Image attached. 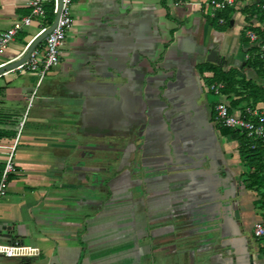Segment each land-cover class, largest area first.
I'll return each instance as SVG.
<instances>
[{
	"label": "crops",
	"instance_id": "obj_1",
	"mask_svg": "<svg viewBox=\"0 0 264 264\" xmlns=\"http://www.w3.org/2000/svg\"><path fill=\"white\" fill-rule=\"evenodd\" d=\"M201 1L72 0L58 64L38 84L28 71L0 76L1 163L23 122L0 242L39 249L0 264H264L252 232L264 187L246 186L239 142L213 117L219 100L236 111L252 100L213 94V73L200 69H238L264 87L243 36L264 17L244 0L220 26ZM28 13L26 0H0V32ZM38 28L35 19L0 61Z\"/></svg>",
	"mask_w": 264,
	"mask_h": 264
},
{
	"label": "built area",
	"instance_id": "obj_2",
	"mask_svg": "<svg viewBox=\"0 0 264 264\" xmlns=\"http://www.w3.org/2000/svg\"><path fill=\"white\" fill-rule=\"evenodd\" d=\"M26 2L29 13L21 16L11 26L0 32V57L7 50L14 37L35 19L39 21L38 31L25 44L17 56L9 60L0 61V69L20 58L27 51L32 41L53 23L55 16L58 14L56 24L42 40V48L35 46L25 61L14 68L4 69L0 72V76L15 71L21 73L28 71L37 75L38 84L60 60L61 49L68 33L73 27V18L71 16L72 0H61L60 5L59 0H26ZM197 4L201 11L209 18L215 19L218 25H223L226 22L225 18L218 14L227 9H238L246 5L244 0H203ZM254 4L255 6L264 8V4H260L259 0H254ZM49 5L51 6L53 19L50 23L46 24L44 19L47 16V7ZM254 27L256 26L248 22L243 29V36L247 39L248 43V50L244 56L246 60L254 57L264 60V42L260 33ZM223 87V82L215 81L209 84L208 89L215 95H221ZM33 98L34 92L27 98L28 105L31 104ZM214 110V121L217 125L237 129L241 133H244L246 138L251 141L250 148H256L257 146L264 148V107L245 105L236 111L230 110V105L226 100H219L215 103ZM22 124L23 122H21L19 131L15 135L12 147L5 153L4 166L0 176V198L6 194L9 175L15 172V147L19 139ZM252 232L255 238L264 241V217L254 222ZM38 255L39 249L37 247L19 242H0V258H30L37 257Z\"/></svg>",
	"mask_w": 264,
	"mask_h": 264
},
{
	"label": "trees",
	"instance_id": "obj_3",
	"mask_svg": "<svg viewBox=\"0 0 264 264\" xmlns=\"http://www.w3.org/2000/svg\"><path fill=\"white\" fill-rule=\"evenodd\" d=\"M260 4H264V0H259ZM251 13L256 15H261L264 17V8L255 6L253 4L251 7ZM230 9L225 10L224 12L218 14L225 18L226 22L223 25L225 26L228 23V12ZM53 19V14L51 10V6L47 7V16L44 19L46 24L50 23ZM249 19V17H248ZM212 23H215V19H211ZM257 30L261 38L264 42V27L259 29L254 27ZM43 41L38 43L36 46H42ZM246 65H250L251 67L256 69V72L264 79V60L259 59L258 57H254L246 61ZM201 71H211L213 76L210 78H206V83L211 84L215 81H221L224 83V87L221 89L222 93L230 94L235 93L239 95L246 94L252 100V104H245L254 106L257 101H264V87L261 85H257L249 79H246L245 75L241 70L230 68L228 70H223L222 68L215 66L213 64H203L200 66ZM233 101L229 103L230 110H234V106L232 105ZM243 105L241 108H243ZM240 108V109H241ZM215 116V110L213 109V117ZM220 132L222 134H229L234 139L238 140L239 147L238 153L240 159L245 163L247 168L246 172V186L254 187L256 189H260L264 187V171H263V158H264V148L256 147L250 148L251 141L246 138L244 133H241L237 129L219 126ZM4 164L0 162V176L3 169ZM13 177V174L9 175V180ZM264 251V249H263Z\"/></svg>",
	"mask_w": 264,
	"mask_h": 264
},
{
	"label": "water",
	"instance_id": "obj_4",
	"mask_svg": "<svg viewBox=\"0 0 264 264\" xmlns=\"http://www.w3.org/2000/svg\"><path fill=\"white\" fill-rule=\"evenodd\" d=\"M61 4V0H59V5ZM58 18V14L55 16V19L53 21V23L44 31L42 32L39 36H37L32 43L30 44V46L28 47L27 51L17 60H15L14 62H11L10 64H8L7 66H5L4 68L0 69V72L3 71L4 69H10V68H14L17 65H19L20 63H22L23 61H25L28 57V55L30 54V52L33 50V48L40 43L45 36L54 28L56 21Z\"/></svg>",
	"mask_w": 264,
	"mask_h": 264
}]
</instances>
